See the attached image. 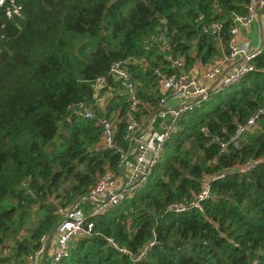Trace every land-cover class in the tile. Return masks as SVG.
Instances as JSON below:
<instances>
[{
    "label": "trees",
    "instance_id": "obj_1",
    "mask_svg": "<svg viewBox=\"0 0 264 264\" xmlns=\"http://www.w3.org/2000/svg\"><path fill=\"white\" fill-rule=\"evenodd\" d=\"M248 1L3 0L0 264H23L39 235L55 225L58 208L83 196L104 168L115 169L117 153L97 146L100 126L77 109L82 103L95 115L115 118L114 137L124 144L128 105L109 64L126 65L136 114H149L162 95L154 68L167 72L158 35L187 65L209 63L220 47L202 24L219 21L226 48L229 13L245 12ZM251 63L256 69L181 113L145 182L92 214L91 232L73 240L60 264H264V162L238 170L249 157L264 158V112L238 136L237 147L225 152L219 146L236 123L264 105V48ZM104 91L101 105L97 97ZM201 176L209 183L201 210L170 208L192 198ZM106 237L132 253L153 243L132 260Z\"/></svg>",
    "mask_w": 264,
    "mask_h": 264
},
{
    "label": "built area",
    "instance_id": "obj_2",
    "mask_svg": "<svg viewBox=\"0 0 264 264\" xmlns=\"http://www.w3.org/2000/svg\"><path fill=\"white\" fill-rule=\"evenodd\" d=\"M2 2L3 0H0V4ZM263 7L264 0H249L245 12L229 13L227 28L230 36L226 40V48L218 37L221 23L210 21L202 24L203 31L212 34L220 47L219 54L209 63L196 59L192 64L187 65L183 56L170 53V45L166 37L159 34L160 46L167 51L165 56L167 72L154 68L157 87L162 95L158 107L145 117L136 114L138 108L136 87L126 65L119 60L109 64L108 72L114 79L121 81L128 105L122 135L124 144L118 143L114 137L115 118L105 114L95 115L93 109L82 103L77 104V109L84 116L94 118L95 123L100 126L97 146L112 149L117 153L115 169L104 168L83 196L69 206L58 208L60 216L54 230L52 233L44 232L39 235L37 247L26 253L23 264H60L61 258L67 254L73 240L91 232L93 224L89 217L92 214L118 203L145 182L160 157L163 142L170 135L177 118L183 111L202 100L208 92L235 83L245 72L256 69L251 63V58L264 48V13L261 12ZM201 17L202 14H199L198 18ZM255 20L259 21L262 34L259 47L256 45L254 48H249L244 42L236 39V34ZM99 81L98 78L95 83L96 88L100 87ZM167 94L172 98L170 105L165 104L164 98ZM261 112H264V105L250 113L244 121L236 123L233 132L228 133L225 139L219 142L221 150L227 152L229 146L237 147L238 136L245 129L253 126ZM155 116L161 118L159 128L151 127V120ZM262 162H264L262 156L249 157L238 170L247 171ZM222 175L223 173L219 174ZM198 182L200 187L192 198L186 202H172L169 207L175 211L187 206L201 210L200 199L208 196L209 183L206 176L199 177ZM84 201L90 205L88 211H84L79 205ZM106 239L119 251L127 253L132 260L144 256L153 243V239H149L137 253H132L118 246L111 237Z\"/></svg>",
    "mask_w": 264,
    "mask_h": 264
},
{
    "label": "crops",
    "instance_id": "obj_3",
    "mask_svg": "<svg viewBox=\"0 0 264 264\" xmlns=\"http://www.w3.org/2000/svg\"><path fill=\"white\" fill-rule=\"evenodd\" d=\"M261 34H262V28L259 24V21L255 20L248 27L241 29L239 33L236 34V39L239 40L240 42H244L249 48H254L256 45L259 44ZM101 99L102 98H99L97 101L100 102L99 104L102 105L104 104L103 103L104 100L102 101ZM164 99L166 105L172 104V98L168 94L165 96ZM147 115L148 114L140 115V116L145 117ZM151 121H152L151 127L159 128L161 118L155 116Z\"/></svg>",
    "mask_w": 264,
    "mask_h": 264
},
{
    "label": "rangeland",
    "instance_id": "obj_4",
    "mask_svg": "<svg viewBox=\"0 0 264 264\" xmlns=\"http://www.w3.org/2000/svg\"><path fill=\"white\" fill-rule=\"evenodd\" d=\"M109 93H108V91L106 92V91H104L99 97H97L98 99L99 98H102V100L104 99V98H106V96L108 95ZM95 95H97L98 96V92H96V94ZM97 99V100H98ZM83 203H85V205H88V202L87 201H84ZM20 232L23 234L25 231H24V229H20Z\"/></svg>",
    "mask_w": 264,
    "mask_h": 264
},
{
    "label": "water",
    "instance_id": "obj_5",
    "mask_svg": "<svg viewBox=\"0 0 264 264\" xmlns=\"http://www.w3.org/2000/svg\"><path fill=\"white\" fill-rule=\"evenodd\" d=\"M258 47H259V45H258ZM54 227H55V225H53V226L50 228L49 233H52V231L54 230Z\"/></svg>",
    "mask_w": 264,
    "mask_h": 264
}]
</instances>
